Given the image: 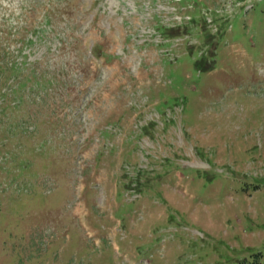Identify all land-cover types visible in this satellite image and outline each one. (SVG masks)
Here are the masks:
<instances>
[{
	"label": "rangeland",
	"instance_id": "rangeland-1",
	"mask_svg": "<svg viewBox=\"0 0 264 264\" xmlns=\"http://www.w3.org/2000/svg\"><path fill=\"white\" fill-rule=\"evenodd\" d=\"M253 259L264 0H0V264Z\"/></svg>",
	"mask_w": 264,
	"mask_h": 264
},
{
	"label": "trees",
	"instance_id": "trees-1",
	"mask_svg": "<svg viewBox=\"0 0 264 264\" xmlns=\"http://www.w3.org/2000/svg\"><path fill=\"white\" fill-rule=\"evenodd\" d=\"M254 256H259V254H254ZM256 259H253V261H246L244 260L243 262H241L240 264H260V262L256 261Z\"/></svg>",
	"mask_w": 264,
	"mask_h": 264
},
{
	"label": "clouds",
	"instance_id": "clouds-1",
	"mask_svg": "<svg viewBox=\"0 0 264 264\" xmlns=\"http://www.w3.org/2000/svg\"><path fill=\"white\" fill-rule=\"evenodd\" d=\"M6 2V0H4V3Z\"/></svg>",
	"mask_w": 264,
	"mask_h": 264
}]
</instances>
